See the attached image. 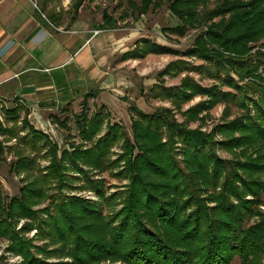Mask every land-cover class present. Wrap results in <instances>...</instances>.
Segmentation results:
<instances>
[{"label":"trees","instance_id":"obj_1","mask_svg":"<svg viewBox=\"0 0 264 264\" xmlns=\"http://www.w3.org/2000/svg\"><path fill=\"white\" fill-rule=\"evenodd\" d=\"M125 1L127 7L121 12V17L128 16L129 9L138 8L140 13H144L151 2L159 5L162 0ZM169 1L171 11L183 23L165 31L182 36L186 28H193L201 20L196 8L203 0ZM83 2L84 0H73L71 20L77 17ZM118 2L121 6L123 0ZM257 4L255 0H220L212 11L204 15L205 19L223 16L226 11L231 13L230 18H222L201 30L192 45L182 51V55L198 57L204 63L194 66L178 59L161 72L162 75L176 74L182 69L195 70L204 77L217 80V85L201 86L192 77L186 76L179 86L164 87L160 84L154 85L150 90L154 97L170 98L176 107L196 94L206 95L205 101L187 110L193 116L218 102L225 104L226 114L229 107L234 106L242 111L240 115L217 125L213 133L208 134L184 129L170 121V110L167 108L157 109L154 115L140 112L146 125L136 135L137 138L144 139L139 146L148 143L154 145L146 147L133 162L129 157H124L127 164L118 174L129 178L131 185L123 209L113 215H105L97 202L76 196H66L65 200L62 196L58 197V201L53 204L56 214L45 222L47 234L60 241L67 254L82 264L105 257L117 258L125 264H231L233 258L238 257L240 264H257L260 256H264V214L256 211L261 202L259 196L264 189V154L255 158L230 160L216 153L217 146L232 149L257 145V150H264V55L257 50L251 52L253 46L250 45L251 42H257L264 33V9L256 10ZM52 17L53 24H56L59 18L56 14ZM102 19L103 29L114 27L113 20L106 11L103 12ZM144 44L145 53L179 55L181 52L148 40ZM126 56L142 55L136 50ZM230 72L238 79L235 80ZM244 79L247 81L240 83ZM223 86L228 90L222 89ZM250 104L255 110L254 115L250 114ZM4 110L9 119H17L14 111L7 108ZM94 121L93 117V125ZM163 127L166 130V141H162ZM135 130L138 128L135 127ZM216 132L239 134L219 141L213 138ZM30 133L31 139L26 135L20 137L16 135L14 127L5 128L0 123L1 136L19 138L22 145L32 142L31 150H35L37 141L44 138V135L32 128ZM123 135L125 134L120 132L119 126L110 127L92 147L77 149L72 154L64 151L60 160L56 159L54 150L49 151L51 164L39 179L31 181L21 189L19 196L11 199L10 216L36 218L37 212L32 210V206L43 191L35 184L48 182L53 178H57L59 184H68L62 175L66 168L62 164L65 160L82 174L80 180L83 183L80 188L94 191L105 200L106 207L113 206L118 194L106 196L103 182L92 179L82 168L81 162L97 169L107 166L104 159L107 149ZM177 141L181 144L180 152L185 165L183 169L171 152ZM245 151L242 149L241 153H235L236 157L243 156ZM17 154V161L11 169L31 171L35 165L34 158H28L22 152ZM135 162L144 164V170H138L145 172L147 179L144 180L141 172L135 168ZM147 174L157 179L153 180ZM247 195L252 198H247ZM209 203L214 205L210 206ZM140 207L145 211L138 212L136 208ZM0 209L6 211L1 203ZM256 214L259 220L249 223L250 218ZM31 227L33 224L28 223L21 231H27ZM0 234L10 236L9 248L22 255L27 264H54L37 257L36 251L41 250L36 247L35 252H32L30 242L14 232L13 223H8L4 218L0 219Z\"/></svg>","mask_w":264,"mask_h":264},{"label":"rangeland","instance_id":"obj_2","mask_svg":"<svg viewBox=\"0 0 264 264\" xmlns=\"http://www.w3.org/2000/svg\"><path fill=\"white\" fill-rule=\"evenodd\" d=\"M255 1L258 2L256 10L264 9V0ZM72 3L73 0H55L48 9L42 7L40 0H38L39 10L42 11L45 15L44 18L50 23H54L52 22L53 13L60 16L65 15V20H71ZM170 3L169 0H162L159 5H156L153 1L144 13H140L138 8L129 9L128 16L121 17V12L127 7L125 0H123L121 6H119L118 0H84L80 8L85 11L82 13L90 18L91 28L97 29L99 35L102 37L101 67L103 71H108L113 75L114 81L112 84L102 89L96 87L87 89L89 94L86 92L76 103H53L48 107L49 111L44 114V126H41L36 118L29 116V109L20 101H17L16 105L9 109V111H14L17 114L15 121L9 119L5 113V107L0 106V123L3 127H14L16 135L20 137L26 135L25 137L28 139H31V128L44 135V138H39L37 141V149L35 150H31L32 142L22 145L19 138L11 139L6 135L4 137L0 135L2 146V153H0V203L6 209L5 212L0 209V219L4 218L8 223L12 222L14 232L19 233L28 243L30 242L32 252H35L36 247L39 248L41 251H36L37 257L43 258L47 262L54 264H82L67 254L66 250L62 249L60 241L50 238L49 234H47L48 228L46 227V223L50 220V216L56 214L53 204L55 201H58V197L62 196L65 200L66 196H76L95 201L98 205L102 206L105 215H113L125 206L131 180L118 173L123 171L127 164L125 162L126 158L129 157L133 162L138 154L145 151L146 147L154 145V143H148L142 145V147L139 146L144 139H139L136 135L138 132L141 133L146 125L141 117V113L154 115L157 109L167 108L170 110L168 114L171 115L170 121L181 125L187 130H198L211 134L217 125L234 119L242 112L236 107L230 106V110L226 114L225 104L218 102L211 108L203 109L193 116L191 113H187V110L205 101L207 99L206 95L196 94L189 100L182 102L179 107H176L170 98L154 97L151 95L150 90L154 85L161 84L164 87L179 86L181 80L186 76L192 77L201 86L209 87L213 84H218L217 80L204 77L195 70L182 69L176 74L162 75L161 72L171 62L178 59L187 61L189 65L194 66L204 63L198 57L182 55V51L192 45L195 36L201 30H205L206 27H209L212 23L219 22L222 18L228 20L231 13L226 11L223 16L216 15L211 19H205L204 15L212 11L220 3V0H203L196 8L201 20L193 28H186L184 35L181 36L165 31L167 28L183 23L171 11L169 7ZM104 11L109 13L112 18L113 28L103 29L102 16ZM145 40L171 47L181 52L179 55L157 52L145 53ZM250 45L253 46L251 52L257 50L261 51L264 55V33H262L257 42H251ZM136 50L142 56H126L128 53ZM230 75L235 80L238 79L233 72H230ZM246 81L247 79H244L240 83ZM222 89L228 90L225 86ZM249 109L250 114L254 115L255 110L251 104ZM93 117L95 125L91 122ZM113 126H119L120 132L125 135L115 140L107 149L106 156L104 157L108 163L107 166L97 169L81 162L82 168L87 171L92 179H98L103 182V190L106 196L114 193L118 194L113 202V206L106 207L105 200L96 195L94 191L80 188V185L83 183L80 180L82 174L78 173L71 163L65 160L62 164L66 168L62 175H64V181L68 182V184H59L57 178L44 183H36L38 180L35 182V186L41 187V191H43L42 196L35 200L32 206V210L37 212L36 218L30 219L19 216L13 218V216H10V210L12 209L10 208L11 199L19 196L21 189L28 186L31 181L36 178L39 179L41 174L45 173L43 171H46V168L51 164V153L49 151L53 152L54 150L53 153L56 159L60 160L64 151L72 154L77 149L92 147ZM135 127L138 130H135ZM162 130L164 133L162 141H166L167 136L164 132L166 130L164 127ZM238 134V132L231 134L216 132L213 138L220 141ZM175 138L178 139L177 136ZM257 147L255 145L247 148L224 149L217 146L216 153L224 159L243 160L246 157L255 158L259 154H264L263 148L257 150ZM180 148L181 144L177 141L171 148V152L175 155L179 167L183 169L185 165ZM242 149L246 150L244 155L237 158L235 153H241ZM17 152H22L28 158H34L35 165L31 171H16L13 168L11 169V166L17 161ZM135 165L137 170L138 168H143L144 170V164L141 162H135ZM138 172H141L144 180L147 179L145 172L140 170ZM147 176L153 180L157 179L149 174ZM262 178H264V175H262ZM246 197L252 198L251 195H247ZM259 199L261 202L257 206L256 211L264 214V189L261 191ZM209 205L213 206L214 203H209ZM46 209L49 211H46ZM136 210L138 212L145 211L141 207L136 208ZM58 216H60L59 213ZM257 220H259L258 214L252 216L249 223ZM28 223H32L33 227L27 231H21ZM9 247H11L10 236L0 234V264H27L22 255L12 252ZM44 249L47 250L44 251ZM45 253L48 254L45 256ZM259 259L257 264H264V256H260ZM84 264L125 263L117 258L105 257L101 260L88 261ZM231 264H240L239 258L234 257Z\"/></svg>","mask_w":264,"mask_h":264},{"label":"crops","instance_id":"obj_3","mask_svg":"<svg viewBox=\"0 0 264 264\" xmlns=\"http://www.w3.org/2000/svg\"><path fill=\"white\" fill-rule=\"evenodd\" d=\"M53 1L40 4L49 9ZM38 5L0 0V106L11 109L20 101L44 126L50 105L76 103L87 89L108 87L114 79L102 70V37L82 8L74 20L56 14L53 24Z\"/></svg>","mask_w":264,"mask_h":264},{"label":"built area","instance_id":"obj_4","mask_svg":"<svg viewBox=\"0 0 264 264\" xmlns=\"http://www.w3.org/2000/svg\"><path fill=\"white\" fill-rule=\"evenodd\" d=\"M97 32H98V30H95V31H94V33H97Z\"/></svg>","mask_w":264,"mask_h":264}]
</instances>
